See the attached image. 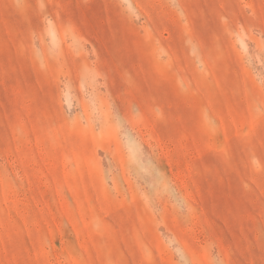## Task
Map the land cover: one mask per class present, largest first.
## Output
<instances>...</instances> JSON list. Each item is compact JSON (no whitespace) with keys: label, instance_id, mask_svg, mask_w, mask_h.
<instances>
[{"label":"rangeland","instance_id":"rangeland-1","mask_svg":"<svg viewBox=\"0 0 264 264\" xmlns=\"http://www.w3.org/2000/svg\"><path fill=\"white\" fill-rule=\"evenodd\" d=\"M0 264H264V0H0Z\"/></svg>","mask_w":264,"mask_h":264}]
</instances>
